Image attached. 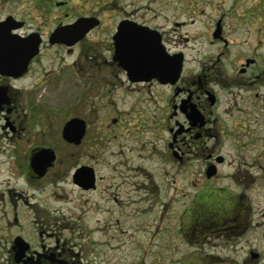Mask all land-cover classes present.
Listing matches in <instances>:
<instances>
[{
	"label": "flooded vegetation",
	"instance_id": "obj_1",
	"mask_svg": "<svg viewBox=\"0 0 264 264\" xmlns=\"http://www.w3.org/2000/svg\"><path fill=\"white\" fill-rule=\"evenodd\" d=\"M8 1L0 0V38L39 43L30 59H17L0 70V264H97L98 253L90 257L94 249L82 235L87 219L128 221L131 211L123 210L142 201L119 191L129 183L130 171L146 178L132 184L160 190L150 183L147 162L154 160L162 169L165 164L139 152L146 136L152 142L161 136L162 145L156 147L168 158L162 174L172 181L170 187L176 192L187 170L190 185L197 188L176 215H169L177 202L175 192L162 200L153 234L175 219L180 236L190 240L235 233L243 224L245 229L260 225L254 222L246 191L262 184L264 166L260 151H246L245 139L257 141L251 128L264 126V60L262 54L246 55L240 64L231 60L232 71L227 69L224 48L231 40L226 18L236 0L227 9L222 6L227 0H17L32 10L23 16ZM102 3L109 6L108 16ZM81 19L90 23L77 25ZM197 29L206 33L198 37ZM144 35L160 39L165 59L159 77L134 73L122 63L139 61L128 55V42ZM197 39L205 48H220L216 54L200 50L201 55L190 58L189 44ZM135 91L152 94L153 100L158 98L154 95L168 98L160 124L144 125L149 114L138 103L118 108V101ZM102 133L115 150L122 145L118 141L135 140L142 160L135 169L126 166V182L116 179L122 164L109 166L115 171L113 182L104 172ZM221 177L238 192L214 184ZM65 182L77 198L67 193ZM50 186L65 190L57 200L76 199L70 215L52 218L46 205Z\"/></svg>",
	"mask_w": 264,
	"mask_h": 264
},
{
	"label": "rangeland",
	"instance_id": "obj_2",
	"mask_svg": "<svg viewBox=\"0 0 264 264\" xmlns=\"http://www.w3.org/2000/svg\"><path fill=\"white\" fill-rule=\"evenodd\" d=\"M103 1L107 2L109 0ZM233 2L234 0H227L226 4L222 6L224 9H227L229 6L231 8ZM8 3V6L13 5L17 7L18 13L22 16L25 15L26 11L30 10L24 1L20 6L17 0H11ZM233 5L234 12H231L228 18H226L227 27L225 29V33L231 40V43L228 47L224 48L227 53L226 59L229 63L227 64V60H225V64L230 71H232L233 67L231 66V60L233 63L237 61V64H240L242 60L244 61L246 55L262 54V61L264 60V0H236ZM253 8L255 9L254 11ZM101 9H106L105 15L108 16L109 6L102 3ZM248 11L253 12L252 17L246 14ZM28 22H31V20H28ZM197 27L200 28V25ZM197 32L198 37L206 33V31L200 29H197ZM104 35L106 33L103 32V37ZM208 38L209 36H205L204 41ZM260 40L262 41L260 42ZM200 43L201 39L190 42L189 45L192 47L187 50L190 58H194L196 56L194 54L201 55L202 52L200 53V50L210 49L209 54H216L218 52L217 49L220 48L217 45L205 48ZM190 61L196 62L198 59ZM192 64L196 65V63ZM262 65L264 67V63ZM154 96L158 98L153 100L152 94L141 96L139 92L135 91L132 95L127 96V100L123 98L118 101V108H128L132 104L131 102L138 103L149 114L146 119L147 123L144 121V125L156 123L157 121L152 123L154 120H159L160 124L162 121L161 109L168 104V98L163 94ZM148 104L149 106H147ZM138 114L135 113L134 115L137 116ZM109 128L111 129L112 127ZM110 129L105 132L110 133ZM251 129L258 140L253 141L250 137L249 139L246 138V151H250L251 153L260 151L262 155L261 161L264 166V126L252 127ZM148 132L149 136H151L152 133ZM102 136V155L106 161L103 168L111 182H113L115 176V171L111 167L117 165V163L122 164L117 166V182H126L129 175L125 168L128 166L135 169L138 162L142 160L140 156H136L139 152L143 155H150L154 159H161L162 163L165 164V168L168 164V158H165L161 149L157 148L162 145L161 136L154 137L153 142L150 137L146 136L143 150L139 152L135 150L134 139H125L123 142L118 141V144L121 143L122 145L115 150L112 144H109L107 137H105L106 135L102 133ZM248 140L251 142H248ZM132 145L134 146L131 147ZM223 150H229L227 144ZM246 155L248 157L251 154L247 153ZM154 162V160L147 162V166L151 171V175L149 176L150 183H153V186L154 184L157 186L159 184L160 190L156 187L146 190L145 187L139 188L135 184H132V181L143 182L146 178L144 175L134 177L135 173L131 171L130 175H133L129 177V183L126 182L125 186L123 185V189L119 190L120 192H126L128 197L131 195V199L136 201L142 198V201L139 203H133L131 207L123 210L131 211V213L127 212L130 215L127 218V222L122 221L116 224L115 220L108 217H100L98 221L90 218L87 219L86 229L82 230V233L84 232L82 235H85L89 247L94 249V254H91L90 257L92 258L96 252L98 253L94 257L97 264H264V180H262L261 185H257L256 188L246 191L249 197L248 202L250 200L254 208V222L260 221V225L252 224L245 229L246 225L243 224L238 229V232L236 230L237 233L229 231L227 235L218 236L210 234L203 239L195 238V240H190L184 234L180 236L178 232L179 227L175 223L177 219H175L173 223H168L166 220V225H162L153 234L161 215L162 200H167L175 192V188L170 187L172 184V181L168 180L170 178H165L162 174L165 168L162 169V165ZM191 177L190 172L187 170H183L181 173L180 181L176 188L177 191L175 192L177 202L171 206L172 210H170L169 215L173 212H175V215L183 212L192 201V198L195 197L197 188L190 185ZM214 184L227 185L229 192H238L236 186H233L232 181L227 177L215 179ZM64 185L66 190L68 189L67 193L72 191L67 182ZM52 189L54 190L52 191ZM50 190L51 192H48V195L50 193L51 195L46 198L48 199L46 205L52 211V218L62 213V215H70L72 213L70 208L76 199L59 201L57 200V195L65 190L62 188L58 189L55 186H50ZM37 193L39 194L38 198H43V193ZM72 193L73 197L77 198L76 194L78 193L73 191ZM226 200L222 202L221 206L227 204ZM214 202L212 201L211 204ZM214 211L218 210L214 208ZM27 214L32 216L33 211L28 210ZM182 226H187V222L182 221ZM252 252L257 253V257H252Z\"/></svg>",
	"mask_w": 264,
	"mask_h": 264
},
{
	"label": "water",
	"instance_id": "obj_3",
	"mask_svg": "<svg viewBox=\"0 0 264 264\" xmlns=\"http://www.w3.org/2000/svg\"><path fill=\"white\" fill-rule=\"evenodd\" d=\"M89 22V19H81L77 22L78 24H85ZM2 23H0V29H2ZM86 29V28H85ZM83 32L84 28H79ZM140 32L134 30V33ZM142 33V32H140ZM7 38H0V70H3L7 64L17 61V59H30L38 51V41L34 44H30V39H20L19 37H13L8 40ZM3 39L5 42H3ZM126 43V42H125ZM128 55H134L139 61H123V65H127L129 71L138 73L140 75H148L149 77L157 76L163 70L161 66L163 65V59L160 53V39H153L150 35L149 37L140 38V36H135L130 38L128 42ZM126 55V54H124ZM166 60H164V66ZM182 68V60L179 59V62L176 66L177 74ZM252 257H257V253L252 252Z\"/></svg>",
	"mask_w": 264,
	"mask_h": 264
}]
</instances>
